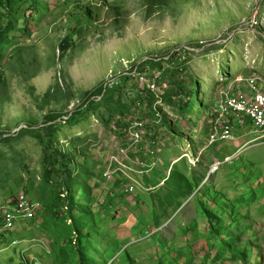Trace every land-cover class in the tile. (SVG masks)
<instances>
[{"label":"rangeland","instance_id":"374dc122","mask_svg":"<svg viewBox=\"0 0 264 264\" xmlns=\"http://www.w3.org/2000/svg\"><path fill=\"white\" fill-rule=\"evenodd\" d=\"M150 58L167 61L161 98L118 79L100 117L66 123L121 60ZM250 73L264 79V0H0V204L23 189L41 205L0 232V264H264V139L207 146L202 129L217 88ZM135 99L157 104L161 143L127 149ZM47 113L51 154L32 134Z\"/></svg>","mask_w":264,"mask_h":264},{"label":"built area","instance_id":"2783aa9c","mask_svg":"<svg viewBox=\"0 0 264 264\" xmlns=\"http://www.w3.org/2000/svg\"><path fill=\"white\" fill-rule=\"evenodd\" d=\"M172 56L179 58L181 55L171 53L168 58L170 59ZM182 58L185 60V55ZM161 62L164 64L167 61L150 58L141 64L135 63L136 65H133L121 60L119 63L122 67L121 71L117 76L109 78L104 86L102 85L103 93L107 90L119 88L121 85H118V79H120V83L125 80L127 83L133 82L137 87L136 93H131L134 98H138L142 94H153L156 99L161 98V90L165 88L161 89L160 87L163 72L157 68V65H161ZM97 100L99 101L100 98H97ZM163 119L162 114L157 110V104H154L150 116L142 115L131 122L128 127L130 142L127 149H133V147L140 145L144 134L149 135L150 139L154 137V140L161 143L165 133H162L165 130ZM248 124L260 134L257 139H264V79L258 73H250L244 78H236L232 86L217 88L210 103L208 116L203 119L202 129L207 130V146L235 139V128L240 126L239 129L245 131ZM194 127H196V124H194ZM156 128L161 129L155 132ZM229 159L231 157L227 158V161ZM196 161L197 159L191 161L192 165H196ZM155 165L156 163L152 162L150 167ZM220 165V162L213 163L208 174L210 175L216 171ZM125 187V193H132L135 189L134 185ZM40 211L41 205L33 201L27 191L23 189L16 191L8 202L0 204V232L10 233L33 226ZM17 244L19 243L16 240L12 241V246ZM20 264L40 263L36 257L29 258L24 255Z\"/></svg>","mask_w":264,"mask_h":264},{"label":"trees","instance_id":"16d2710c","mask_svg":"<svg viewBox=\"0 0 264 264\" xmlns=\"http://www.w3.org/2000/svg\"><path fill=\"white\" fill-rule=\"evenodd\" d=\"M122 88V87H119ZM118 89V88H117ZM116 90V89H113ZM113 90H107L105 93H103V88L102 86L98 87L97 89H95L92 93H86V99L81 102L72 112L71 115L69 116V118L67 119L66 123L70 126H74L77 124L78 119L80 116H82L85 112L86 109L89 107H94L93 109L96 111V114L98 115V117H100V115L98 114V107H99V102H101L102 99H104L106 96L110 95L111 93H114ZM124 98H126L125 96H123ZM92 98H95L92 100ZM97 98H100V100L98 101ZM102 98V99H101ZM186 99L187 102H185V108L186 109H193L194 105L192 103V99H193V92L189 91L186 94ZM133 105H137L134 108H137L138 106L140 107L139 110H135L137 112H134V117L137 119L140 118L142 115L145 116H150L152 114V107L151 104L148 106H144L143 102L140 100H136L133 102ZM125 107H121L117 112H115V114H109V120L111 122H113L114 128H115V132L118 135H122V133L126 132L127 129H123V125L121 124L123 122V120L118 119V114L121 113L122 111L124 112ZM54 116L50 115V114H45L43 117V124H41L39 127H37L32 134L39 139L40 143L42 145H44V149L48 150L49 153H53V151L51 150V147H49V145H47V140L52 136V125L51 122L54 120ZM124 130V131H123ZM123 131V132H122ZM204 134L206 136L207 134V130H203ZM56 157V156H55ZM63 169V168H62ZM76 213L78 214V210H76Z\"/></svg>","mask_w":264,"mask_h":264},{"label":"crops","instance_id":"0c3cea01","mask_svg":"<svg viewBox=\"0 0 264 264\" xmlns=\"http://www.w3.org/2000/svg\"><path fill=\"white\" fill-rule=\"evenodd\" d=\"M249 127H251V126H249V124H248V128H249ZM248 128H247V129H248ZM235 130H236V128H235ZM235 130H234V131H235ZM241 133H243L242 135H244V136H245V135L247 136V134H248V133H246L244 130L241 131L240 129H238V130L235 132L236 135L241 134ZM242 135H240L239 137H236L237 140H236L235 142L239 143L238 141H240V140L243 138ZM237 143H234V144L236 145ZM234 144H233V145H234ZM239 144H240V143H239ZM176 162H177V161H176ZM165 180H166V178L164 179V181H165Z\"/></svg>","mask_w":264,"mask_h":264}]
</instances>
